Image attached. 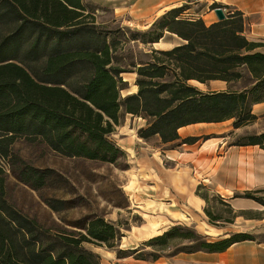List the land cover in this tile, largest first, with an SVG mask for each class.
Here are the masks:
<instances>
[{"label": "trees", "instance_id": "trees-1", "mask_svg": "<svg viewBox=\"0 0 264 264\" xmlns=\"http://www.w3.org/2000/svg\"><path fill=\"white\" fill-rule=\"evenodd\" d=\"M218 8L230 9L211 6ZM186 10L174 8L147 32L134 34L133 40L143 37L144 44L159 43L166 33L185 43L153 51L152 62L133 65L138 92L123 97L128 89L123 74L128 71L118 65L120 41L96 24L90 5L83 0H0V264H102L87 244L117 251L118 258L148 261L159 259L176 238L189 245L171 256L222 253L236 243L258 240L242 232L209 240L194 229L177 226L151 238L145 245L161 250L147 255L138 249L119 250L123 234L102 216L87 219L83 227L45 229L7 197L8 175L2 162L12 158L19 139L43 142L61 157L116 164L125 152L112 136L128 114L147 120L140 138L158 136L163 145L173 147L200 141L181 138L184 127L234 120L233 128L240 129L257 119L252 108L264 102V40L246 37V21L239 11H229L226 20L208 26L202 18H181ZM245 79L252 86L242 92L205 93L190 84ZM233 145L264 148V133ZM33 173L41 181L51 171ZM256 193L234 198L264 206ZM45 203L55 213L68 205L60 199ZM206 213L212 224L219 221Z\"/></svg>", "mask_w": 264, "mask_h": 264}, {"label": "rangeland", "instance_id": "rangeland-1", "mask_svg": "<svg viewBox=\"0 0 264 264\" xmlns=\"http://www.w3.org/2000/svg\"><path fill=\"white\" fill-rule=\"evenodd\" d=\"M83 2L90 5L96 24L112 31L113 37H117L120 41L116 53L118 65L128 71L123 74L128 86V89L122 93L123 97L133 94L135 90L138 91V87L136 88L138 75L134 72L133 65L152 62L153 51H167L185 43L177 35L166 33L159 43L144 44L143 37L133 40L134 34L147 32L159 18L174 8L185 6L187 10L181 18L193 20L202 18L206 10L205 5L201 3L202 0H184L183 5L178 4L159 16L142 14L140 10L137 12L133 6L134 0H83ZM249 85L250 82L245 79L237 86ZM140 123L126 115L122 127L118 128L112 139H123L125 134L128 135L129 126H139ZM259 127L264 128V121ZM192 128H200L195 131V134L201 138L195 146L173 147L152 139L148 145L137 144L131 148L125 147L126 150L123 149L125 157L116 164L61 157L43 142L19 139L13 146L12 158L2 162L8 175V200L22 214L45 229L59 230L64 226L71 228V225L83 227L87 219L102 216L118 226L123 234L119 242V250L138 249L146 252L147 255L153 254L154 249L161 250V247L145 245L151 238L138 241L135 229L144 227L150 220L161 225L158 231L160 234L156 236L181 226L194 229L198 234L208 238L199 229V222L213 227L236 229L235 225L229 226L223 223L218 225L217 221L211 223L206 210L213 218L226 223L233 222L238 214L221 201L215 184L204 179V176H210L213 171L219 174L218 170L226 161H228L227 167H233V161L229 164V160H235L236 155L226 156V152L241 138L253 134L254 130L244 128L237 131L231 122ZM181 134L183 135L184 131ZM207 136L211 138L205 140ZM46 170L51 173L41 181L39 175L33 173ZM189 184L190 195L191 193L199 197L203 195L209 200L201 211L189 205L187 201L189 195L182 192V189H186ZM218 191L225 193L221 188ZM247 192H258L255 196L264 199V187ZM236 194L243 193L235 192L233 195ZM52 199L67 201L66 209L61 213L53 212L45 203L46 200ZM181 211L189 212L188 219L183 220L175 216H180ZM260 217H264V211L249 209L238 218V222L244 223L243 219H256L251 224H259L257 219ZM256 237L264 242V233ZM188 245L187 241L176 238L160 254L171 256L176 251L187 248ZM86 248L96 254L107 251L105 246L95 244H87ZM114 252L117 255V251ZM148 261L152 259L149 258Z\"/></svg>", "mask_w": 264, "mask_h": 264}, {"label": "crops", "instance_id": "crops-1", "mask_svg": "<svg viewBox=\"0 0 264 264\" xmlns=\"http://www.w3.org/2000/svg\"><path fill=\"white\" fill-rule=\"evenodd\" d=\"M133 3L137 12L140 10V13L142 14H156L159 16L164 14L165 11L176 7L178 4L183 5L185 2L184 0H134ZM201 3L205 5L206 10L203 13L202 18L205 20L207 25L219 22L215 11L210 10V7L213 4L218 3L230 8L229 10L224 9L226 16L229 11H239L244 15L246 21L245 35L250 41L259 42L264 40V0H202ZM240 83L241 80L236 82L210 81L205 84L198 81L190 82L191 85L197 87L200 91L205 93L242 92L252 86V83H250L249 86L238 87L237 85ZM136 91L137 90L133 91V94L138 92ZM252 113L257 117V119L252 124L236 129L237 131L244 128H253V134L249 135H259L264 133V128L259 127L260 123L264 121V102L255 104L252 108ZM127 116H130L134 121H140L141 123L139 126H129L127 131L128 135L125 134L123 139L114 140L122 150H126L125 147L127 146V148H131V146L137 144L148 145L149 141L152 139H157L158 142L161 143V139L158 136L149 140L139 137L138 132L140 129L147 126V120L130 114ZM227 122H231L233 125L234 120L221 123H200L190 125L180 129L179 135L183 139L189 137H199L198 134H195V131H198L200 128L193 129L192 127H199L208 124H225ZM120 127H122V125ZM182 131H184L183 135L181 134ZM115 134H113V136ZM196 144L187 146H195ZM233 154L236 155L235 160H229V164L233 161L234 170H232L233 167H227L228 161H226L218 170L219 174H216V172L213 171L210 176H204V179H207L211 184H215V189L217 190L216 192L220 195L219 198H221V201L233 209L235 214H238L233 222L226 223L222 222V220L217 221L218 225L220 223L229 226L235 225L234 228L237 230L227 227H213L204 222H199V229L212 240L227 238L231 234L237 232L250 233L258 236L264 233V217L257 219L259 220V224H251V222L256 219H243L245 224L238 222V218H241L242 214H244L247 210L254 209L256 211L263 212L264 207L261 204L249 199L234 198L233 195L235 192L245 193L247 191L264 187V148L257 145L231 146L228 152H226V156ZM235 165H237L238 168L235 167ZM220 170L224 173H221ZM219 188H221L225 193L219 192ZM190 189L191 185L189 184L186 186V189H182V192L189 195L187 199L188 204L196 210L201 211L203 207H206L207 202L201 197L193 195V193L190 195ZM180 213V216H175L183 220L188 219L189 212L185 213V211H181ZM173 214H175V212ZM176 214H178V212ZM160 226L159 222L150 220L144 227L136 228V237L138 241L148 240L156 235H159L160 232L158 231ZM98 255L101 256L102 264H264V242L259 240L245 241L234 244L227 251L222 253H207L203 251L196 253H180L174 256H161L159 259L152 261L137 260L134 256L128 258H118L116 253L114 251H110L109 249L99 253Z\"/></svg>", "mask_w": 264, "mask_h": 264}, {"label": "water", "instance_id": "water-1", "mask_svg": "<svg viewBox=\"0 0 264 264\" xmlns=\"http://www.w3.org/2000/svg\"><path fill=\"white\" fill-rule=\"evenodd\" d=\"M215 13H216V15H217V17H218L220 22L227 19V16L225 14L224 9L218 8V9L215 10Z\"/></svg>", "mask_w": 264, "mask_h": 264}]
</instances>
